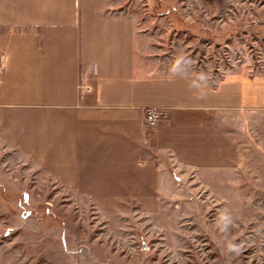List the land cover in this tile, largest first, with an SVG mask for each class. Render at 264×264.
Masks as SVG:
<instances>
[{
    "label": "rangeland",
    "instance_id": "obj_1",
    "mask_svg": "<svg viewBox=\"0 0 264 264\" xmlns=\"http://www.w3.org/2000/svg\"><path fill=\"white\" fill-rule=\"evenodd\" d=\"M95 2L135 13L158 35L156 59L168 71L161 83L174 70L182 107L203 110L204 121L181 127L184 167L168 160L160 178L152 168L146 188V179L123 182L125 197L51 195L47 166L22 164L9 149L0 264H264V0ZM156 108L146 128L168 118L169 108L154 106L143 117ZM198 134L207 139L193 140Z\"/></svg>",
    "mask_w": 264,
    "mask_h": 264
},
{
    "label": "crops",
    "instance_id": "obj_2",
    "mask_svg": "<svg viewBox=\"0 0 264 264\" xmlns=\"http://www.w3.org/2000/svg\"><path fill=\"white\" fill-rule=\"evenodd\" d=\"M108 7L95 0H0V172L14 149L27 159L20 163L47 166L51 195L125 197L123 182L146 179V188L152 168L160 178L156 168L166 161L177 169L187 162L181 127H199L203 110L182 107L188 99L176 93L174 70L161 83L168 71L156 59L158 35L142 30L135 13ZM153 106L169 113L150 129L143 109ZM198 135L193 140L207 139Z\"/></svg>",
    "mask_w": 264,
    "mask_h": 264
},
{
    "label": "built area",
    "instance_id": "obj_3",
    "mask_svg": "<svg viewBox=\"0 0 264 264\" xmlns=\"http://www.w3.org/2000/svg\"><path fill=\"white\" fill-rule=\"evenodd\" d=\"M3 55V54H2ZM4 56H2L3 59ZM1 72H3V67L0 66V74ZM162 112L159 111V109H149L147 111V115H146V122L149 124V126L154 125L153 122L158 118V116L161 114Z\"/></svg>",
    "mask_w": 264,
    "mask_h": 264
},
{
    "label": "trees",
    "instance_id": "obj_4",
    "mask_svg": "<svg viewBox=\"0 0 264 264\" xmlns=\"http://www.w3.org/2000/svg\"><path fill=\"white\" fill-rule=\"evenodd\" d=\"M172 15H174V14H172Z\"/></svg>",
    "mask_w": 264,
    "mask_h": 264
}]
</instances>
